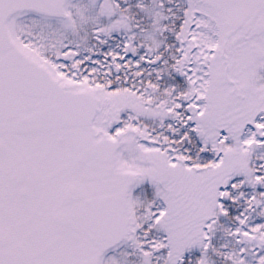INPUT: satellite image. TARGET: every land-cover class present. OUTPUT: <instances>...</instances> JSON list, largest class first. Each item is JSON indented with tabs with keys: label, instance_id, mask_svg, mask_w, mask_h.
<instances>
[{
	"label": "snow or ice",
	"instance_id": "snow-or-ice-1",
	"mask_svg": "<svg viewBox=\"0 0 264 264\" xmlns=\"http://www.w3.org/2000/svg\"><path fill=\"white\" fill-rule=\"evenodd\" d=\"M0 264H264V0H0Z\"/></svg>",
	"mask_w": 264,
	"mask_h": 264
}]
</instances>
